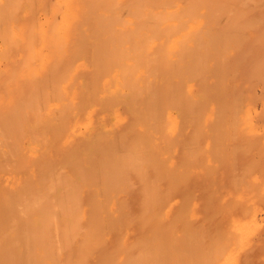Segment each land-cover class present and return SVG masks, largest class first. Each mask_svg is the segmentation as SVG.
<instances>
[{
  "label": "bare ground",
  "instance_id": "obj_1",
  "mask_svg": "<svg viewBox=\"0 0 264 264\" xmlns=\"http://www.w3.org/2000/svg\"><path fill=\"white\" fill-rule=\"evenodd\" d=\"M251 41L264 0H0V264H239L264 224Z\"/></svg>",
  "mask_w": 264,
  "mask_h": 264
},
{
  "label": "rangeland",
  "instance_id": "obj_2",
  "mask_svg": "<svg viewBox=\"0 0 264 264\" xmlns=\"http://www.w3.org/2000/svg\"><path fill=\"white\" fill-rule=\"evenodd\" d=\"M261 9H258V7H256V8H254V11H255V13H258L259 11H261L262 9H263V7H260ZM256 9V10H255ZM38 13H37V15H40V13H41V10H38L37 11ZM256 43V44H255ZM240 46H247V47H250L251 48V53L250 54H248V56L245 58V61H247L246 63H250V62H255V61H258V60H262L263 58H264V55H262V54H260V53H257L258 52V49L259 48H262V47H264V43H261V42H255V41H251V42H245V43H241V44H239ZM216 46H218V45H216ZM235 54V53H234ZM210 55V56H209ZM207 56V57H206ZM232 56H234V55H232ZM236 56H238V55H236ZM263 56V57H262ZM202 57L205 59V60H207V61H217V60H220L218 57L219 56H214V55H212V54H205V55H202ZM236 59H238L237 57H235ZM256 58V59H255ZM232 60V58H230L229 60H227V62L228 63H230V62H232L231 61ZM241 60V59H240ZM243 60V59H242ZM253 60V61H252ZM264 60V59H263ZM243 64H244V60H243ZM245 70L246 69H243L241 72H245ZM88 72H86V74H87ZM85 74V75H86ZM239 76L242 78V80H245L246 79V76L244 75V74H241V73H239ZM255 79V78H254ZM253 79V80H254ZM257 82V83H256ZM256 88H255V87ZM261 83H260V81L258 80V79H256V80H254V83L252 84V87L253 88H249V91H253L254 89H256V91L257 92H261L260 91V88H261ZM259 89V90H258ZM262 89V88H261ZM253 104L254 105H256V101H253ZM260 105H258V107H259ZM262 119H264V118H262ZM261 155V154H260ZM251 157V156H250ZM260 157V156H259ZM257 155H256V157H255V159L257 158H259ZM261 157L262 158H264V155L262 154L261 155ZM252 158V157H251ZM245 158L243 157V160H244ZM234 168V167H233ZM235 169V168H234ZM236 170V169H235ZM226 173L225 174H228V171H227V168H226ZM237 172H238V170H236ZM240 171V170H239ZM220 171H218V174L217 175H220L221 174V172L219 173ZM202 178L203 177H199V176H195L193 179H192V181L196 184V186H195V191H196V196L198 197V198H200V200H202L203 198V191H202V188H198L199 186H200V184H202L203 182H204V178H203V180H202ZM132 180H134L135 181V177H134V175L132 174ZM224 182V186L225 187H229L230 185V181H223ZM137 184H138V182L136 183L135 182V184L134 185H132L131 186V188H130V190H127V191H125L124 192V196L126 197V200H127V208H128V210H130V211H135L136 210V208H137V197H138V195H139V192H138V189H139V185L137 186ZM132 189V190H131ZM131 191V192H130ZM173 193V195L172 196H175V197H177V196H180V192L179 191H175V192H172ZM200 195V196H199ZM261 204V206H262V204H263V210H264V203H260ZM259 204V205H260ZM215 206H213V208H214ZM204 208V209H203ZM209 208V205L208 206H205V204L204 203H201V205H200V207H199V212H201L202 214L203 213H205L206 212V210H209L208 209ZM264 216V215H263ZM219 218H221V217H219ZM218 219V218H217ZM217 219H212V220H210V219H208V221L206 220V222L204 223V225L206 226V227H208L207 225H209V223H211L210 225H209V228H211L212 226H213V224L215 223V221L217 220ZM264 220V219H263ZM200 221V220H199ZM198 221V222H199ZM211 221V222H210ZM214 221V222H213ZM224 222H225V220H224V217L223 218H221V220H220V223L221 224H224ZM264 222V221H263ZM262 228H263V230H259L258 231V233H257V235H255L254 236V241H256V245H252L251 247H250V251H247V252H245L243 255H241V258H240V260H239V264H264V248H262L263 246H264V224L262 225ZM261 228V229H262ZM263 231V232H262ZM261 233H262V235H261ZM259 234V235H258ZM258 236V237H257ZM262 236V237H261ZM204 237V236H203ZM206 237V236H205ZM204 237V238H205ZM203 238V240L205 241V239ZM257 238H258V240H259V242H261V245H259V244H257ZM260 238V239H259ZM253 243V242H252ZM257 245H259L257 248H255ZM255 246V247H254ZM262 246V247H261ZM253 248H255V249H253ZM262 248V249H261ZM74 247H72L71 248V246L69 247V249L68 250H65V251H67L68 253H70V252H73L74 250ZM174 249H177V247H174ZM252 249V250H251ZM171 250H172V248H170V254H172L173 253V250H172V253H171ZM255 250V251H254ZM175 252L174 253H177V251L176 250H174ZM185 251H188V248L185 250ZM172 254V255H175V254ZM247 253V254H246ZM74 254V253H73ZM71 255V257L72 256H74V255ZM76 254V253H75ZM184 255L186 256V253H184ZM94 255H92V257H91V259L92 260H94V258L95 259H97V257H96V254H95V256L93 257ZM75 257V256H74ZM187 258V257H186ZM250 258V259H249ZM260 258H262V259H260ZM72 259H73V257H72ZM260 261H259V260ZM187 260V259H186ZM249 260V261H248ZM94 262H95V260H94ZM183 264V263H182ZM184 264H189V263H184Z\"/></svg>",
  "mask_w": 264,
  "mask_h": 264
}]
</instances>
